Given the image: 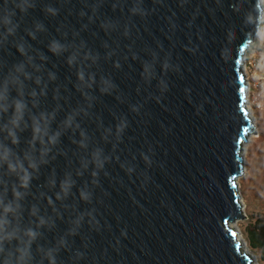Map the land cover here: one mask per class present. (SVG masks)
<instances>
[{
	"label": "water",
	"instance_id": "95a60500",
	"mask_svg": "<svg viewBox=\"0 0 264 264\" xmlns=\"http://www.w3.org/2000/svg\"><path fill=\"white\" fill-rule=\"evenodd\" d=\"M34 3L27 15L18 13V35L25 36L24 29L36 21L45 25L47 31L29 43L48 56L46 67L57 73L56 83L63 85L61 91L68 97L65 111L83 101L73 88L75 76L65 63L67 53L56 57L48 52L51 38L64 39L62 33H67L70 41L73 32H79L77 42L84 40L100 53L96 70L119 85L112 95L95 91L94 117L83 121L93 136L92 147L98 145L113 156L105 166L107 175L101 172L91 203L80 201L74 189L76 196L68 203L75 210L65 212L54 232L47 234L52 241L71 227L78 212L94 210L99 223L90 224L85 216L78 234L68 236L71 252L61 251L62 264H253V258L242 253L232 228L239 218H245L239 179L246 169L244 145L255 132L240 64L246 45L240 16L234 12L235 0H143L149 10L145 18L129 16L132 0L115 10L114 0ZM97 4L90 22L91 6ZM48 5L59 9V14H45ZM82 9L88 15L81 17ZM108 19L119 22L117 31L106 33L100 27ZM125 25L131 26L130 37L122 35ZM229 29L237 30L231 43L226 38ZM105 42L109 49L103 46ZM110 49L116 55L105 61L104 54ZM152 53L158 54L159 61L170 56L171 64L179 66V72L164 73L160 62L156 63L158 78L169 86L160 103L149 98L159 95L157 79L148 85L141 77L142 62L152 60ZM0 56L9 62L20 58L14 48ZM115 60L120 61V69L113 67ZM132 104L143 105L139 114L130 111ZM121 116L129 121L122 142L117 144L114 136L105 142L97 118L114 130ZM62 141L69 158L76 160L72 155L76 146L68 136ZM54 164L62 174L66 158L59 157ZM121 164L134 171L128 174ZM47 174L44 169L36 183H42ZM89 179L85 173L78 185ZM76 250L85 253L83 259L71 258Z\"/></svg>",
	"mask_w": 264,
	"mask_h": 264
},
{
	"label": "clouds",
	"instance_id": "9594fccd",
	"mask_svg": "<svg viewBox=\"0 0 264 264\" xmlns=\"http://www.w3.org/2000/svg\"><path fill=\"white\" fill-rule=\"evenodd\" d=\"M122 2L127 0H114L113 9L120 7ZM235 3L234 12L240 16V29L246 45L240 64L247 106L251 108L255 104L264 109V0H235ZM34 7V0H0V52L14 48L20 57L9 62L0 56V264H62L59 259L61 251L71 252L68 236L78 234L85 216L90 218V224L99 223L93 215L94 210L78 212L71 219V227L52 241L47 239V234L54 232L57 221L64 219L65 212L75 210L68 201L76 196V192L80 201H93L94 189L100 186V174L107 175L105 166L113 159L102 147H92L93 136L83 126V121L94 117L92 109L98 99L94 92L98 90L102 95H112L119 85L110 75L96 70L100 53L88 47L84 40L77 42L79 32H73L70 41L67 33H62L64 39L51 38L47 44L48 52L56 57L67 53L65 63L75 76L73 88L83 101L65 111L68 97L61 91L63 85L56 83L59 79L57 73L46 67L48 56L29 43V39H38V33L47 31L45 25L36 21L33 27L24 29L25 36L18 35L21 28L18 13L20 17L25 16ZM98 7V4L91 6L90 22L94 21ZM43 11L53 17L59 14V9L51 5L45 6ZM128 14L145 18L149 10L143 7V0H132ZM79 15L84 17L88 13L82 9ZM100 27L111 33L119 29V22L104 20ZM236 31L228 30L226 38L229 43L235 40ZM122 35L130 37V25L124 26ZM103 46L109 49L106 42ZM114 55L116 50L110 49L103 59L110 61ZM133 58L138 56L133 53ZM170 60V56H165L159 61L158 54L152 53V60L142 62L144 83L150 85L153 79H157L159 95L149 97L157 103L161 102L169 86L165 79L158 78L155 65L159 61L164 73L170 70L179 72V66L172 65ZM113 67L120 69L122 65L115 60ZM50 85L54 87L51 88L52 104L49 107ZM142 106L132 104L129 107L131 112L139 114ZM61 112L64 115L58 119ZM128 125L126 116L118 118L114 130L113 127H104L97 118V128L102 129L101 138L105 142H110L109 138L113 136L117 144L122 142ZM64 136L76 146L72 154L76 160L69 158L64 149ZM59 157L66 158L62 174L54 164ZM142 158L146 164H151L143 153ZM121 167L128 174L134 171L124 164ZM44 169L48 174L42 183H36L41 181ZM85 173L90 179L78 185ZM84 256V252L76 250L71 258L79 260Z\"/></svg>",
	"mask_w": 264,
	"mask_h": 264
},
{
	"label": "rangeland",
	"instance_id": "374dc122",
	"mask_svg": "<svg viewBox=\"0 0 264 264\" xmlns=\"http://www.w3.org/2000/svg\"><path fill=\"white\" fill-rule=\"evenodd\" d=\"M251 116L253 118V126L255 132L249 136V141L247 142L248 147L245 153L246 169L244 175L239 179L240 191L243 196V201L246 205V211L242 215L245 218H239L237 222L238 230L241 236L244 238L243 241L245 242L244 243L242 241V243L245 244L247 248L252 252H249V254L251 255V258H253V264H264L263 250L255 248L251 245L248 234V230L251 225L255 223L259 215H264V213L256 211L255 208H252V206L259 205H250L248 203L246 191V185L248 184V176L251 167L257 164H264V113H257L255 111H251Z\"/></svg>",
	"mask_w": 264,
	"mask_h": 264
},
{
	"label": "crops",
	"instance_id": "0c3cea01",
	"mask_svg": "<svg viewBox=\"0 0 264 264\" xmlns=\"http://www.w3.org/2000/svg\"><path fill=\"white\" fill-rule=\"evenodd\" d=\"M248 184L246 185L248 203L256 211L264 213V164H257L251 167ZM251 208V207H250Z\"/></svg>",
	"mask_w": 264,
	"mask_h": 264
},
{
	"label": "trees",
	"instance_id": "16d2710c",
	"mask_svg": "<svg viewBox=\"0 0 264 264\" xmlns=\"http://www.w3.org/2000/svg\"><path fill=\"white\" fill-rule=\"evenodd\" d=\"M251 245L263 250L264 254V215H259L248 230Z\"/></svg>",
	"mask_w": 264,
	"mask_h": 264
},
{
	"label": "bare ground",
	"instance_id": "6f19581e",
	"mask_svg": "<svg viewBox=\"0 0 264 264\" xmlns=\"http://www.w3.org/2000/svg\"><path fill=\"white\" fill-rule=\"evenodd\" d=\"M247 147H248V143H246L245 145H244V149H243V154H244V157H245V153H246V151H247ZM244 175V174H243ZM242 215H243V213H245V211H246V205H245V203H244V201H243V197H242ZM232 228L238 233L237 234V239L238 240H240L241 241V251H242V253H246L247 255H249V256H251L250 254H249V252L250 253H252L248 248H247V246L245 245V244H243L242 243V241H243V237L241 236V234H240V232H239V230H238V222L236 221V222H234L233 224H232ZM244 242V241H243ZM245 243V242H244ZM256 264V263H255Z\"/></svg>",
	"mask_w": 264,
	"mask_h": 264
},
{
	"label": "built area",
	"instance_id": "2783aa9c",
	"mask_svg": "<svg viewBox=\"0 0 264 264\" xmlns=\"http://www.w3.org/2000/svg\"><path fill=\"white\" fill-rule=\"evenodd\" d=\"M247 103H248V100H247ZM249 109H250V107H249ZM250 111H255L257 113H264V109L257 108L255 104L251 105V110Z\"/></svg>",
	"mask_w": 264,
	"mask_h": 264
}]
</instances>
